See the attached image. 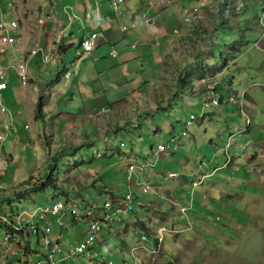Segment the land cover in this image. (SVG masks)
Wrapping results in <instances>:
<instances>
[{"label":"rangeland","instance_id":"obj_1","mask_svg":"<svg viewBox=\"0 0 264 264\" xmlns=\"http://www.w3.org/2000/svg\"><path fill=\"white\" fill-rule=\"evenodd\" d=\"M21 2L20 25L24 31L18 37L21 38L18 47L26 53L35 45L36 32L46 25L47 10L52 11L50 20L55 21V8L56 13L63 8L71 18V11L75 13L80 20L78 26L85 24L98 29L94 10L88 9L91 18L88 15L87 21L83 20V0ZM126 3V9L116 14L119 19L116 29L122 30L127 25L129 30H141L145 34L144 28L149 27L145 14L156 19L151 28L153 40L143 45L131 38L137 49L130 47L133 55L130 70L125 68V54L99 58L100 54L96 53L101 66L107 59L108 73L111 72L108 78L113 79L109 80L110 90L104 91L106 97L99 87H96L98 92L86 95V99L79 94L80 82L91 78L89 72L80 73L79 67L81 70L86 64L94 63L90 58L85 59L90 52L82 48L84 36L80 45L68 46L58 66L51 65L53 73L45 74V82H50L46 92L43 91L46 85L38 91L36 83L30 81L23 87L15 73L17 62L23 57H15L10 46L0 51V65L7 68V89L11 86V95L18 96L22 89H31L37 94L36 102L42 96L47 104L50 93L59 87L66 90L65 84L70 81L79 84L70 89L67 97L43 109L44 117L38 121L30 120L27 113L22 117L16 115L15 97L7 101V89L2 91L4 104L21 125L18 130H23L25 123L29 128L23 130L22 136H10L4 147L7 151L0 170V217L21 225L27 219V232L32 226H37V230L27 236L31 251L23 256L22 252L27 250L19 241L16 248L15 234L11 232L10 240L5 243L7 233L0 228V264H36L44 251L38 234L43 224L38 218L41 208L61 201L65 211L70 207L88 209L95 200L101 207L110 197H100L98 191L111 183L123 196L129 191L126 167L130 163L134 164L133 179L141 183L130 182L134 201L126 219L131 224L127 235L119 230L118 224L110 233L101 230L97 238L102 237V241L95 243L97 258L74 260L68 249L80 245L88 224L71 217L68 226L61 229L54 221L57 216L48 213L51 238L57 240L53 237L54 230L62 249L53 264H264V0H151L153 6L144 0H126ZM159 5L166 8L158 10ZM131 14L135 15L136 27H131ZM15 17L14 11H6V20ZM19 33L18 29L11 30L12 35ZM116 39L107 41L114 42L119 50L122 44ZM166 44H171L172 54L164 53L160 57L162 61H156L157 51L163 52ZM125 46H129L128 42ZM107 47L108 44L102 50ZM149 53L152 57L148 60ZM47 56L55 59L57 55ZM165 61L169 64L166 72ZM41 63L45 66L48 61L44 59ZM201 65L214 67L218 72L224 70L206 79L213 85L222 81L217 85V93L207 90L206 82L195 76V69ZM31 68L28 66L29 73ZM62 70L70 72L71 77L65 80V76L59 77ZM181 72L185 77L189 73L185 84L179 82ZM102 74L99 81L104 83L106 75ZM122 77L127 80L124 85L117 81ZM218 91L224 97L216 104L212 99L219 100ZM133 93H140L139 97L135 98ZM116 96H120L118 101L114 100ZM230 96L238 102H229ZM90 102L95 109L105 108L104 116L112 115L105 125L107 130H99L100 116L96 120L94 117L101 111L93 115L95 109H89ZM240 104L249 118L239 112ZM85 109L89 113L85 114ZM192 113L196 119L186 127L184 123ZM61 114L76 117L75 129L61 119ZM82 118L91 120L83 122ZM183 130L186 132L181 135ZM229 133H234L232 139L233 134L229 136ZM158 143L165 146L164 153H154ZM163 154L166 157H161ZM251 159L255 162L251 163ZM150 172L152 177H148ZM50 173L55 187L52 183L42 191H34L35 185L46 180ZM156 175L161 186L158 182L154 184ZM90 179L95 181L90 183ZM142 183L150 187L145 192ZM122 216L116 215V221ZM135 216L138 226L132 220ZM0 224L5 223L0 220ZM12 243L13 250L3 246ZM10 251L16 255H10Z\"/></svg>","mask_w":264,"mask_h":264},{"label":"crops","instance_id":"obj_2","mask_svg":"<svg viewBox=\"0 0 264 264\" xmlns=\"http://www.w3.org/2000/svg\"><path fill=\"white\" fill-rule=\"evenodd\" d=\"M108 1H109L110 5L106 2V0H83V6H81L82 9H83L82 12L84 14L83 20L87 21V16L88 15L91 18L90 12H88V9L89 10H94L95 11V15H96L95 21L98 24V29H93L91 27H88V25H85V24H82L81 26H78L77 22H80V20H79V18L77 19V16L75 15V13H72L73 11H71V14L73 15V18H71L70 16L67 15L68 14L67 10L63 9V8L60 9L59 12H57V13H56V11H58V10H56L57 8H55V10L53 12L54 13L53 15L55 16V21H54L53 17H52L53 19L50 20L49 16H50V14H52V11L46 9L48 11L47 14H46V20H45L46 25L42 26L41 31L36 32L37 33V35H36L37 39L35 41V45H33V46H37L39 50H38L37 54L34 56V58H32L31 61L29 60L30 64H28L29 67H32L31 68L32 72L30 71V73H29V75H30V79H29L30 84L31 83H36L38 91L42 88V85L43 86L46 85V87L44 88L43 91H45V92L47 91V88L49 87L50 82L49 83L45 82L46 81L45 80V74H52L53 73L51 71V69L53 68L51 65L55 64V65L58 66L59 65V59L62 62L61 55H62V53L66 52L68 50V46L74 45V44H79L80 45L83 36H85V34H88L89 32H92V31L93 32L94 31L98 32V42H97L95 48L88 54L89 56H87L85 59H87V58H90V60L92 59V61L94 62L93 66H88L86 64L83 67V69L81 68V70H80V67H79V72L80 73L82 71H84L86 74L88 72H89V74H91V78L87 79L84 82H80L81 87L79 88V94H80V96H82V99H86V95L88 96L89 94L92 95L95 92H98V88H96V87L102 88L103 92L110 90L109 80H110V82H112L113 79H110L111 78L110 77V73L111 72L108 73L109 68H107L108 67V64L106 63L107 59L104 60V63L101 66L100 61L97 60V57H95L96 53L100 54L99 58H101L103 56H106V55L111 56L110 55V50H111L112 47L115 48V44H114V42H111L110 40L107 41L109 38L117 37L118 39H116L115 41L116 42L121 41L122 47L118 50V57H119V55H121V53H123V55L125 54L124 55L125 56V58H124L125 68L127 70H130V60L133 59V55L130 54V47L137 49V47H136L137 44H135L131 40V38H135L138 43H141L143 45H149L151 40H153V39H151L152 38V33H151L152 30H151V28H153L154 24L156 23V21H155L156 19L152 18V17H148L147 15L143 14L144 19H147V23L149 25L148 28H144V29H146L145 34H143L141 32V30H134V29L129 30L128 29L129 27H127L126 29L122 28V30L120 28L116 29V26H117L116 24H117V22H119V19L116 17L117 12H114L113 9H112L111 0H108ZM144 1H148V4L150 6H153L152 3H151V0H144ZM88 2L92 3L91 6H88V4H87ZM0 6L4 10H6V0H0ZM22 6L23 5H22V2L20 0V4H17V13H16L18 18H19V22H20L21 17H22V11H23V7ZM124 7L125 8L122 11H124L126 9L127 3H126V6H124ZM157 8H158V10H162L163 8H166V6L165 5H163V6L159 5V6H157ZM140 12H143V10H141ZM118 13H120V12H118ZM98 17H102V18L99 19ZM134 18H135V15H134ZM135 20H136V18H135ZM136 24H137V22H136ZM20 27H21V25H20ZM131 27H136V25L135 26H131ZM125 30L126 31L129 30V31L126 32ZM23 31H24V29L22 28L20 30V34ZM122 31H125V32H122ZM156 32H158V31H156ZM174 32H176V29L174 30ZM101 34L103 35L102 37H101ZM123 39H127V41H125ZM127 42H128L129 46H125V44ZM54 43H55V45H54ZM107 44H108L107 50H102V48L104 46H107ZM152 44H153V42H152ZM156 44H159V42L157 41ZM171 44H170V46L166 44L163 52L157 51V54L155 55L156 61H158V62L162 61V59L160 57L164 53L166 55L172 54V52H170ZM54 50H56V52H54ZM48 53L49 54L51 53L52 56H54L55 53H56L57 56L55 57V59L50 60L47 63V65L43 66V64L41 63V60L43 61L45 55H48ZM144 54L147 55L146 53H144ZM82 56L83 55H81V57ZM150 56L152 57L151 53L148 54V60H149ZM81 57L80 58L78 57V60L81 61ZM115 58H117V57H115ZM85 59H83L82 62ZM32 60L34 62H32ZM75 66H76V68L75 67L72 68V70L74 71V74L77 73V71L75 72V69H77V64H75ZM113 66H115V65H113ZM163 68H164V72H166L165 68H169V64H167L166 61H165V64H164ZM67 72H68L67 70H62L61 72H59V77H61L62 75L65 76V78H63V80H65L66 78H69V77L66 76ZM102 72H105V75H106V81L104 83H103L102 80L99 81V79L104 75V74H102ZM80 73H78L77 76H79ZM213 76H215V75H213ZM70 77H71V75H70ZM108 77H110V78H108ZM125 80L126 79L124 77L117 79L118 84H121V85H124L122 83H124ZM65 86H66V90H64L63 86H62V87H59L58 90L54 91L53 93H50V99L48 100L47 104H45L43 102V98L44 97H42V96L38 98L37 102H39L42 105L43 109H48V106L51 103H54V102H57V101H61L62 99H64V97H67L70 89L73 88V86H79V84H78V81L75 84H73L72 81H70L67 85L65 84ZM84 86H85V88H84ZM80 89L83 90V92H81ZM89 89H91V90H89ZM11 90L12 89H11V86H10L5 91V95L7 97L5 99L7 101H12V98H13L12 96L15 97V105L17 107L16 108L17 109L16 110L17 111L16 115L22 117L23 113H27L29 118H30V120L33 119L35 121H38V120L43 119L44 115H43L42 112H41L40 119L37 118V116H36V110H37L38 103L36 102V99H35V97H37V94L35 93L34 90L27 89V88L26 89H22L21 93L18 96L11 95ZM105 94L106 93L104 92V95ZM139 94L140 93H137V94L133 93V96L135 98H137V97H139ZM184 96H185L184 99H186L187 95H184ZM57 97H59V98L56 99ZM105 97H106V95H105ZM119 97L120 96H116L114 100L118 101ZM157 100L158 101L156 103L159 104L158 103L160 101L159 98H157ZM153 102L154 101H152L150 104L153 105ZM2 103L3 104L5 103L3 98H2ZM119 103L120 102H118L117 105L121 109H123L124 108L123 105H121ZM169 104H172V103H169ZM4 106L6 107L5 104H4ZM93 106H94L93 102L92 103L90 102V108L89 109L94 110L96 107L93 108ZM145 106H146V103H145ZM147 106H148V104H147ZM148 108H150L152 110V106H149ZM6 109L7 110H6L5 113L0 114V124L5 129H7L6 139H5L4 143H3L4 153L7 151V149H5L4 147L6 145V142L8 141V138L10 136H13L14 134H16V135L18 134L19 136H22V133L24 132L23 130L29 128V124L25 123V126H24L23 130L21 129L19 131L18 128L21 127V125L18 124V120L17 119L14 120V117H13L14 116V112L11 111V113H10L9 110H8V107H6ZM157 109H158V107H157ZM97 110L101 111V113H97L95 115V117H94V120H96L98 118V116H100V119L98 118V122L100 120V124H99L100 127H98V128H99V130H102V129L107 130L105 125L107 123V120H109L112 115L110 114L109 116H104V114H102V113H106V112H105V108L103 109V107L101 109H95V111L93 112V115L96 113ZM107 111H109V110H107ZM83 112L85 114H87V113H89V110L85 109V110H83ZM85 117H92V116L91 115H89V116L87 115ZM75 118H76L75 116L70 115V114H61V119L68 121L70 123L71 129H75L74 128V123L77 122V120H75ZM252 118H253V115H252ZM86 120L88 122V120H91V119L90 118H87V119L82 118L83 122H85ZM78 127H82V125H79ZM63 130H65V128H63ZM79 133H81V132H79ZM40 134L42 135L41 131H40ZM40 134H39V136H40ZM52 134H54V130H53ZM230 134H233L232 137H231V139H232L234 137V133H229V136H230ZM14 139H13V141H14ZM43 143L41 142V144H43ZM14 147H13L12 151L15 149ZM9 149H8V151H9ZM259 149H262V146H259ZM165 151H163V153ZM9 157H10L9 159L12 158V156L10 154H9ZM161 157H166V154L161 155ZM254 162H255V160L251 159V163H254ZM152 174L153 173L150 172L148 174V177H152ZM101 178H105V177L101 176ZM135 180L136 179H133L131 182H133V183L136 182V184H138V185L141 183L140 181H135ZM94 181H95L94 179H90V183H93ZM157 182L160 183V186H161L162 182L160 181V179L156 175L155 178H154V184L157 183ZM98 195L100 197L103 196V195H106V197L109 196L110 198L106 199V200H111V201L119 200L120 197H121V195H119L117 193V188L116 187L115 188L112 187V183L110 185H108V186H103V188L100 191H98ZM76 197H78V196H76ZM93 203H96V204H93ZM93 203H90L91 204L90 207L93 208V209L95 208L96 205H99V202L97 200L93 201ZM127 216H129L128 213L123 215L121 220H119V221H116V217H115L114 218V222L107 223V225H105L103 230H107V233H110L109 231L112 230V228L115 227L118 224L119 225V227H118L119 230L122 233H124L125 235H127L126 233L128 232L129 226L131 225L126 220L127 218H129ZM68 219L70 220V217H68ZM20 220H24V217H20ZM132 220H134V222H136V220H138V219L135 216V218H133ZM26 221H27V219H26ZM81 221H83V220H81ZM83 222H85V221H83ZM13 223H14V221L11 224H13ZM53 237L58 240V236L56 235V232L54 230H53ZM15 238H16V240H14V244H15L16 248H17V243L16 242L19 241V245L22 246L25 250H27L25 252V254L28 253L29 251H31V247H30V244H29V241H28V238H27V231L26 230L23 231L22 233H18V234L16 233L15 234ZM101 239H102V237H100V239L98 238L97 242H100ZM5 243H7V242H5ZM3 246L5 247V249L8 248L9 250H13V248H10V247L13 246V243L9 244V245H5L4 244ZM9 254L10 255H16V254H13V251H10ZM172 255L174 257H177V255H175V254H172Z\"/></svg>","mask_w":264,"mask_h":264},{"label":"built area","instance_id":"obj_3","mask_svg":"<svg viewBox=\"0 0 264 264\" xmlns=\"http://www.w3.org/2000/svg\"><path fill=\"white\" fill-rule=\"evenodd\" d=\"M17 4H20V0H6V10H4L0 6V51H4L5 47L7 48L10 46L12 49L13 54L15 57L19 55V57H23L20 61L17 62L16 68V74L20 78V82L22 86L26 87L29 84V70H28V64L30 57L37 53L39 50L37 46H32L31 50L26 53L25 51H21V49L18 47V40H20L18 37L19 35H12L11 30L18 29L21 30L19 18L17 16ZM125 4V5H123ZM111 6L114 12H121L126 6V0H111ZM6 11H14L16 17L14 19L6 20L5 14ZM99 19L102 17H98ZM131 18V25H136V20L134 18V14L130 15ZM123 29L127 28V25H123ZM98 42V32H89L88 34H85L84 39L82 41V48L86 53L91 52L96 44ZM78 53H80V49H78ZM24 54H27L28 57L24 58ZM110 55L112 57L118 56V50H116L114 47L110 50ZM45 61L52 60V57L45 56ZM6 70L7 68L0 65V114L6 112V107L2 103V91L6 90L8 87V84L6 82ZM71 73L67 72L66 76L70 77ZM214 86L213 84H209V90L211 93L214 92ZM213 103H218V99H212ZM231 101L238 102L237 98H231ZM240 111L249 118V115L244 112L243 105L240 104ZM196 119V116L194 114H191L190 117L185 121L184 125L186 127H189L194 123V120ZM4 131H3V130ZM5 132V134H4ZM6 132L7 129H5L3 126L1 128L0 126V170L2 165L4 164L3 155H4V149H3V143L6 139ZM186 131H182L181 135H184ZM241 132V131H239ZM165 146L161 143H158L154 153L157 154L158 152L165 151ZM133 169L134 164L130 163L126 167L127 177L129 179H126L127 181V187L129 191H127L119 200L112 202V201H106L101 206L100 209H91V208H85V209H79L76 207H70L69 210L65 211L63 210V203L61 201H55L50 206H44L41 208L42 212L38 216L40 221H43V224L41 226V229L39 231V236L42 241V247L44 249L43 251V257L41 260H39L36 264H53L56 263L55 256L62 253V249L60 247V244L57 240H54L51 238L52 230H51V223L48 221V213H50L52 216H57L55 218V223L61 228L65 229L66 226L69 224L68 217H73L77 220L83 219L86 220L88 223V229L86 231V236L84 240L80 243L79 246L72 247L68 249V255L72 259H76L79 256H86L90 257L92 259L97 258L98 254L95 250H93L94 244L97 241V235L100 233L102 229V224H105L106 222H109L112 220V217L115 215H121L126 214L129 211L132 210L133 207V195L130 191V182L133 180ZM143 185V191H147L150 187L146 183H142ZM107 210V214H105V211ZM58 214V215H57ZM0 220L11 226L16 225V227H10L15 232H21L26 229V225L29 223V220L25 221V225H21L20 223H13L10 224L8 220L3 216L0 217ZM28 228V227H27ZM37 230V226H32L28 228V231L30 234L35 233ZM28 233V234H29ZM10 236L6 234L4 241L10 240ZM102 261H105V259H101ZM63 261V257L61 258L60 262Z\"/></svg>","mask_w":264,"mask_h":264},{"label":"trees","instance_id":"obj_4","mask_svg":"<svg viewBox=\"0 0 264 264\" xmlns=\"http://www.w3.org/2000/svg\"><path fill=\"white\" fill-rule=\"evenodd\" d=\"M226 1V0H225ZM228 2V1H227ZM199 54H201V52H199ZM207 68H208V71H207ZM222 71H224L223 69L221 70V71H217L216 70V68H214V67H209V65H206V66H204V65H201V66H198L197 67V69H195V76L199 79V81H204V82H206V88H207V90L209 89V87H208V85H209V80H207V81H205L206 79H209V78H211V77H213V75L214 74H218V73H221ZM189 73L187 72V75H186V77H188L189 75H188ZM186 77L184 76V75H182V72H181V75H180V78H179V82L180 83H182V84H185L186 83V81H184V79H186ZM212 79H214V78H212ZM214 80H216V79H214ZM222 84V81H220V82H218L217 84H215V86H214V91L217 93V85H221ZM203 87H205V86H203ZM180 89V88H179ZM219 94V103L223 100V97H224V94H222V92H220V93H218ZM239 108V107H238ZM41 109V110H40ZM42 109H43V107H42V105L41 104H38V106H37V110H36V116H37V118H39L40 119V117H41V112H42ZM40 110V111H39ZM239 110V109H238ZM239 112H240V110H239ZM53 183V184H52ZM28 184V183H27ZM53 185L52 187H55V183H54V181L52 180V178H51V173L49 174V176L46 178V180H44V181H40L39 182V184L38 185H35V187L33 188V190L34 191H42L45 187H47V186H49V185ZM105 185V184H104ZM29 188V187H28ZM102 188H103V186H102ZM55 201H53L51 204H49V206L50 205H52L53 203H54ZM95 209H100V206L99 205H96L95 206ZM78 221H81V219H79ZM11 222H13V221H11ZM10 223V222H9ZM138 223H139V221L138 220H136V225L138 226ZM4 224V223H3ZM11 224V223H10ZM140 224H142V223H140ZM0 228L1 229H3L4 231H5V234L7 233V234H9L10 235V233L12 232V230H11V228L7 225V224H4V225H2V224H0ZM11 231V232H10ZM97 240H98V238H97ZM96 243V242H95ZM96 247H95V244H94V247H93V250H95L96 251V249H95ZM97 252V251H96ZM22 254H23V256L25 255V253H23L22 252ZM97 254H98V252H97ZM79 257H82V258H88V259H92V258H90V257H86V256H79Z\"/></svg>","mask_w":264,"mask_h":264},{"label":"clouds","instance_id":"obj_5","mask_svg":"<svg viewBox=\"0 0 264 264\" xmlns=\"http://www.w3.org/2000/svg\"><path fill=\"white\" fill-rule=\"evenodd\" d=\"M205 81H207V80H205ZM217 83H218V82H215V84H217ZM209 84H210V83H209ZM121 197H122V196H121ZM121 197H120V198H121ZM106 201H111V200H106ZM106 201H105V202H106ZM115 201H117V200H114V201H112V202H115ZM133 201H134V199H133ZM132 209H133V207H132ZM131 211H132V210H131ZM126 214H127V213H126ZM121 215H125V214H121ZM4 217H5V216H4ZM115 217H116V215L113 216L112 219L115 218ZM7 220H8V219H7ZM110 221H111V220H110ZM110 221H109V222H110ZM8 222H9V221H8ZM109 222H106L105 224H102V226H103V225H107V223H109ZM11 230H12V232H13L14 234H16V233L18 234V233H22V232H23V231H21V232H15L13 229H11ZM101 230H103V228H102ZM24 231H25V230H24ZM100 233H101V231H100ZM8 235H9V234H8ZM9 236H10V235H9ZM27 236H30V235L28 234V232H27ZM57 241H58V240H57ZM5 242H6V241H5Z\"/></svg>","mask_w":264,"mask_h":264},{"label":"bare ground","instance_id":"obj_6","mask_svg":"<svg viewBox=\"0 0 264 264\" xmlns=\"http://www.w3.org/2000/svg\"><path fill=\"white\" fill-rule=\"evenodd\" d=\"M231 98H234V97L230 96V97H229V102H233V101H231ZM218 102H219V101H218ZM233 103H237V102H233ZM216 104H217V103H216ZM100 208H101V207H100ZM91 209H93V208H91ZM94 209H95V208H94ZM97 210H98V209H97ZM107 213H108V212H107V210H106V211H105V214H107ZM113 219H114V218H113ZM113 219H112V220H113ZM112 220H111V221H112ZM83 221L86 222V220H83ZM111 221H110V223H111ZM86 223H87V222H86ZM87 224H88V223H87ZM97 236H98V235H97ZM157 247H158V245H157ZM157 247H156V248H157ZM102 259H104V258H102Z\"/></svg>","mask_w":264,"mask_h":264}]
</instances>
